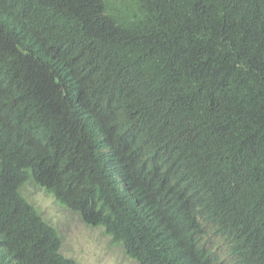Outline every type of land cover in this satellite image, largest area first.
<instances>
[{"label":"trees","instance_id":"1","mask_svg":"<svg viewBox=\"0 0 264 264\" xmlns=\"http://www.w3.org/2000/svg\"><path fill=\"white\" fill-rule=\"evenodd\" d=\"M28 184L136 264H264V0H0V264H77Z\"/></svg>","mask_w":264,"mask_h":264},{"label":"rangeland","instance_id":"2","mask_svg":"<svg viewBox=\"0 0 264 264\" xmlns=\"http://www.w3.org/2000/svg\"><path fill=\"white\" fill-rule=\"evenodd\" d=\"M21 193L36 208L40 216L58 231L61 238L60 252L62 255H64V250L68 248L67 241L81 230H88L93 233L99 230L101 237H109L102 228L85 225L76 214L60 206L44 189L28 184ZM48 201L51 202L50 206H46ZM107 248L109 251L119 253L118 264H126L128 258L124 255L122 248L115 244L111 238L108 239ZM71 259L76 261L74 258Z\"/></svg>","mask_w":264,"mask_h":264},{"label":"clouds","instance_id":"3","mask_svg":"<svg viewBox=\"0 0 264 264\" xmlns=\"http://www.w3.org/2000/svg\"><path fill=\"white\" fill-rule=\"evenodd\" d=\"M50 203L48 201L46 206H50ZM110 238L101 237L99 230L95 233L81 230L67 241L68 248L64 250V255L76 259L77 264H118L119 253L107 248ZM126 264H135L134 258L129 257Z\"/></svg>","mask_w":264,"mask_h":264}]
</instances>
